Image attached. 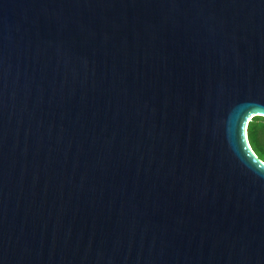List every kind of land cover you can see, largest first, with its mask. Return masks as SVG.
Segmentation results:
<instances>
[{
	"label": "water",
	"instance_id": "1",
	"mask_svg": "<svg viewBox=\"0 0 264 264\" xmlns=\"http://www.w3.org/2000/svg\"><path fill=\"white\" fill-rule=\"evenodd\" d=\"M264 0H0V264H264Z\"/></svg>",
	"mask_w": 264,
	"mask_h": 264
},
{
	"label": "trees",
	"instance_id": "2",
	"mask_svg": "<svg viewBox=\"0 0 264 264\" xmlns=\"http://www.w3.org/2000/svg\"><path fill=\"white\" fill-rule=\"evenodd\" d=\"M247 140L259 158L264 161V116L253 115L246 124Z\"/></svg>",
	"mask_w": 264,
	"mask_h": 264
}]
</instances>
